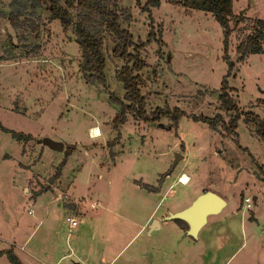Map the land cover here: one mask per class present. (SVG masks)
<instances>
[{
	"label": "rangeland",
	"instance_id": "1",
	"mask_svg": "<svg viewBox=\"0 0 264 264\" xmlns=\"http://www.w3.org/2000/svg\"><path fill=\"white\" fill-rule=\"evenodd\" d=\"M9 1L0 0V124L30 134L33 139L18 143L0 131V229L14 226L17 221L19 227L23 224L24 231L31 227L28 201H34L38 192V201L53 197V192L40 193V188L47 185V178L63 159L64 147L74 145L57 178L61 189L72 194L69 200L162 201V207L178 206L204 188L224 199L226 205L218 214L229 216L228 229L220 240L223 249L214 255L212 263L237 248L225 264H264L262 142L253 127L241 119L237 121L236 134H227L189 117L218 113L225 121L228 118L217 101L226 65L222 60L221 29L211 14L160 0L158 7L150 9L149 18L133 0H116L117 8H128L130 12L131 19H120L118 24L130 32L132 43L138 45L147 36L150 39L139 50L145 62L139 71L144 80L140 92L145 112L167 105L181 113L175 129L166 117L146 122L131 113H126L125 121L115 129L112 119L119 105L109 100L108 94L122 99L123 89L115 79L114 69L123 62L111 56L110 36L104 34L100 47L104 83L87 84L79 69V50L71 26L64 30L58 20H48V5H42L35 12L24 11L19 16V26L12 27L7 20ZM233 10L237 11L236 5ZM229 25L232 30L226 51L234 63L227 78L230 93L241 109L264 117V53L236 61L234 46L249 32L250 24L234 26L230 20ZM262 46L264 49V40ZM128 51L131 53V49ZM88 126L99 128L101 136L91 139ZM117 133V142L106 146ZM46 136L60 141L62 150H49L40 144L39 140ZM177 155L180 157L172 165ZM21 163L28 164L29 169L22 168ZM155 170L158 174L154 178L162 177L157 192H147L136 184L135 181L152 180ZM180 173L190 181L176 182ZM245 197L250 207L243 209ZM59 200L67 199L61 195ZM56 213L59 215L57 210ZM67 224L63 215L60 228L64 236ZM201 238L189 241L194 243V251L185 252L182 235L178 249L183 252L165 254L174 257L172 261L164 258L162 263L202 264ZM210 238L206 240L213 242ZM2 240L0 247H10ZM131 242L124 256L137 245L146 246L141 235ZM164 244L171 245L167 239ZM147 246L149 249V243Z\"/></svg>",
	"mask_w": 264,
	"mask_h": 264
},
{
	"label": "crops",
	"instance_id": "2",
	"mask_svg": "<svg viewBox=\"0 0 264 264\" xmlns=\"http://www.w3.org/2000/svg\"><path fill=\"white\" fill-rule=\"evenodd\" d=\"M234 5L237 6V11L233 10ZM231 10L234 15L241 13L245 18L264 21V0H231ZM89 127L95 128V126L87 128ZM20 166L29 169L28 164L21 163ZM156 174L158 172L155 170L151 176L152 180H142L141 177V182L146 184L150 182L149 185L155 186L158 179L154 178ZM33 175L39 176L37 173H32ZM189 181L188 179L187 183ZM26 182L28 180L24 183ZM154 182L155 184H152ZM58 185L59 181L56 179L48 190L44 191L54 193L50 200L38 201L39 193H37L34 201H28L29 217L27 218L30 221L28 219L26 221L31 222V227L25 228L24 231L23 224L19 227V221H17L12 224H15L14 226L4 225L0 229V240L5 239L2 241L10 245L22 264H163L164 258L172 261L174 257L173 255L166 257L165 254L183 252L178 249L180 242L183 241L180 240L182 235L185 240L182 250L185 252L194 251V243L190 242L202 236V248L199 252L203 259L202 264H213L212 258L214 259V255L223 249L220 240H223L222 234L228 229L226 220L229 216H222L218 213L207 216L206 222L198 229L194 238L188 236L176 221L164 218L169 213L186 207L205 190L204 188L194 192L189 201L178 206L166 204L162 207V201H135L136 203L133 201H90L91 199L85 201L81 197L82 201L69 200L68 202L74 205V209L68 210L63 207L64 201H60L59 198L63 195L66 199H73V196L67 190L61 189L60 185L58 188ZM67 214L73 215L77 223L73 228L67 224L69 229L66 230L67 234L64 236L65 233L60 228V219L63 215L65 219ZM242 220V215H240L239 221ZM7 229L10 230L9 233ZM140 235L146 246L149 243V249L148 246L140 248L137 245L129 249V253L124 256L126 245L131 240L132 244ZM207 236H210L213 242L206 240ZM14 239L17 241L16 244H14ZM162 239L164 243L167 239L171 245L167 246L164 243L161 245ZM7 248L9 247H0V250ZM236 249H233L226 258L219 261L215 258V264H225ZM2 260L6 259L0 255L1 264H9L7 260Z\"/></svg>",
	"mask_w": 264,
	"mask_h": 264
},
{
	"label": "trees",
	"instance_id": "3",
	"mask_svg": "<svg viewBox=\"0 0 264 264\" xmlns=\"http://www.w3.org/2000/svg\"><path fill=\"white\" fill-rule=\"evenodd\" d=\"M136 6L140 7L141 12H146L150 18V9L158 7L160 0H133ZM171 3L183 8L199 10L204 13H210L213 20L221 29L222 34V60L226 65L225 73L222 75L217 94L219 108L228 113L225 121L223 117L216 113L212 117L202 115H189L193 121L205 122L211 130L217 127L227 134H236L235 129L239 119L245 125L253 127V132L262 142L264 148V117H259L252 110L241 109L235 102L230 93V87L227 83L234 63L227 54V42L232 27L229 23L232 20L233 25L249 22V32L243 35L234 46L236 61L242 62L248 54L264 53L262 41L264 40V21L259 19H248L241 13L234 15L231 10V0H169ZM42 5H48V20H58L61 27L65 30L71 26L75 35L76 44L79 50L80 62L79 69L82 79L87 84L104 83L103 67L104 58L101 54L100 47L104 34L110 36L112 47L110 54L114 58H120L122 65L114 69V76L121 83L123 89L122 99L115 97L112 93L108 94L109 100L119 105L117 114L112 119V125L115 129L118 124L125 121L126 113H131L135 118L146 122L158 121L161 117H166L176 127L180 110L176 107H156L149 113L144 110V97L141 95L140 87L144 85V80L140 77L139 71L145 65L140 57L139 50L144 43L150 39L141 42L138 45L132 43L130 32L119 26L118 21L121 19L128 22L131 19L128 8H117L116 0H10L8 3L9 13L7 16L8 23L12 27L19 26V16L27 9L35 12ZM131 49V53L128 51ZM0 131L8 133L16 142L20 143L32 140L30 134H23L13 130L6 129L0 124ZM117 136L106 143V146H112L117 142ZM74 150V145H66L63 149V159L56 165L52 174L47 178V185L40 188V192L48 190L49 186L58 178L66 156ZM264 181V163L261 167ZM162 177H158L156 185H149L141 181H135L140 187L147 192H157L161 184ZM39 193V192H38ZM69 201V199H67ZM64 201L63 207L73 210L74 205ZM176 221L183 231L187 225L180 219ZM9 264H22L14 254L11 247L0 250Z\"/></svg>",
	"mask_w": 264,
	"mask_h": 264
},
{
	"label": "water",
	"instance_id": "4",
	"mask_svg": "<svg viewBox=\"0 0 264 264\" xmlns=\"http://www.w3.org/2000/svg\"><path fill=\"white\" fill-rule=\"evenodd\" d=\"M39 141L42 145L54 151H61L63 148V144L60 141H55L48 137H43ZM178 157L180 155L175 157L172 165L175 164ZM225 204L226 202L223 198L206 190L197 195L186 207L169 213L164 218L184 221L187 225L186 234L194 238L198 229L206 222L207 216L219 213Z\"/></svg>",
	"mask_w": 264,
	"mask_h": 264
},
{
	"label": "built area",
	"instance_id": "5",
	"mask_svg": "<svg viewBox=\"0 0 264 264\" xmlns=\"http://www.w3.org/2000/svg\"><path fill=\"white\" fill-rule=\"evenodd\" d=\"M92 129H95V128H91V130H92ZM187 180H188V177H187L184 173H180V174L176 177V182H178V183H180V184H185V183H187ZM90 206H92V205L90 204ZM249 207H250V200H249V198L245 197V198L243 199V206H242V208H243V209H246V208H249ZM65 220H66V222L68 223V225H69L70 227L75 226L76 223H77V219H76L73 215H71V214H67V215L65 216Z\"/></svg>",
	"mask_w": 264,
	"mask_h": 264
},
{
	"label": "clouds",
	"instance_id": "6",
	"mask_svg": "<svg viewBox=\"0 0 264 264\" xmlns=\"http://www.w3.org/2000/svg\"><path fill=\"white\" fill-rule=\"evenodd\" d=\"M91 139L95 140L101 136V132L99 128H95L91 130L90 133Z\"/></svg>",
	"mask_w": 264,
	"mask_h": 264
}]
</instances>
